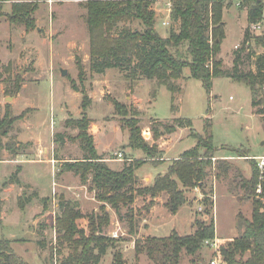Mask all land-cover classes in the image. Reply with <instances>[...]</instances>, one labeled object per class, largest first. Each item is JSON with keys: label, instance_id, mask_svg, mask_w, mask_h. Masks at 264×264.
<instances>
[{"label": "rangeland", "instance_id": "1", "mask_svg": "<svg viewBox=\"0 0 264 264\" xmlns=\"http://www.w3.org/2000/svg\"><path fill=\"white\" fill-rule=\"evenodd\" d=\"M84 1L37 0L33 13L35 27L29 30L8 20L10 1L0 3V115L7 103L11 115L23 113L2 137L3 142H21L23 146L18 155L6 149L0 155V239L10 240L16 254L29 264H59L70 249L66 243L59 244L55 230L60 198L76 203L84 214L99 211L102 202L89 188L90 176L82 183L78 174L60 169L62 161L84 156L79 140L74 138L77 128L66 124L67 119L81 116V90L90 97L86 110L89 132L108 166L119 170L130 160H146L136 171L140 174L137 185L150 183L154 175L151 180L144 178L145 175L164 172L173 158L197 141L188 127H178L175 134L161 132L155 139L152 120L172 124L174 118H186L195 132L204 134V119L210 118L214 152L212 163L206 168L204 187L213 201L216 237L225 242L239 235L237 214L249 219L253 208L252 197L242 181L251 176V159L258 162L259 157H264V115L253 107L249 86L243 81L218 76L213 78L207 93L201 81L191 77L189 68L184 67L182 77L176 81L180 91L172 93L165 86H158L156 80L143 76L131 78L128 70L118 67L107 68L103 73L93 72ZM166 1L153 0L151 5L155 27L164 37L171 27L178 30V23L167 16ZM229 2L230 6L223 11L225 37L218 57L222 59V67L230 70L234 51L241 48L240 69L255 70L257 58L264 53V43H257L253 37H264V14L260 26L258 23L256 28L250 27L252 37L248 47L249 43L243 42L246 7L242 0ZM161 12L166 16L165 24L164 17L159 16ZM240 18L245 21L243 28ZM141 27L136 19L122 21L114 32ZM62 68L66 69L65 75H61ZM17 75L22 79L21 88L9 94ZM74 83L78 90L73 88ZM112 99L136 109L144 138L158 147L154 157L126 146L129 132L121 127V116L116 114ZM158 123L154 124L162 131ZM170 138L171 147L165 152L166 139ZM123 144H126L124 148ZM233 148H241L245 155H238ZM185 195L186 203L174 214L164 206L165 196L153 200L148 195L136 196L130 206L135 224L132 232L127 208L122 207L120 217L105 204L110 219L103 233L113 237L112 232L117 231L118 236L113 237L116 239L113 246H109L99 264H118L116 254L121 255L120 264H157L145 253L136 257V240L166 236L172 231L190 234L195 229L196 218L208 219L200 187L186 189ZM20 197L23 208L18 202ZM87 223L86 217L77 220L86 232ZM213 252L212 246L204 245L198 259L183 250L180 262L211 264L215 259Z\"/></svg>", "mask_w": 264, "mask_h": 264}, {"label": "trees", "instance_id": "2", "mask_svg": "<svg viewBox=\"0 0 264 264\" xmlns=\"http://www.w3.org/2000/svg\"><path fill=\"white\" fill-rule=\"evenodd\" d=\"M11 2V10L7 18L12 23H21L27 30L35 27L34 11L37 0H0ZM153 0H85V23L89 36L90 69L103 73L107 68L118 67L128 70V76H143L156 80L158 86H165L172 93L180 91L177 80L182 77L183 68H189L190 76L201 81L203 88L210 92L212 80L218 76L230 77L245 82L250 89L253 107L264 115V53L256 60L255 70L242 71L240 61L242 49L234 51L233 65L230 70L222 67V59L218 57L221 43L225 37L223 11L230 6L229 0H172L169 17L178 23V30L172 27L167 36H161L155 27V11ZM246 7L247 25L243 33V42L252 37L250 27L262 22L264 14L263 0H242ZM138 20L141 29L123 28L115 33L117 24L122 21ZM259 44L264 43L263 36H254ZM80 77L83 75L81 70ZM22 79L16 76L15 85L9 94L18 92ZM73 88L78 90L76 84ZM81 116L69 118L66 124L77 128V135L84 156L74 161H62L61 171H73L78 174L82 183L89 176V188L94 191L95 198L102 202L98 212L84 214L76 203L59 200V213L55 217V230L59 244L66 243L70 248L59 264H99L101 257L116 239L105 235L103 227L109 223L107 204L121 217L122 207L127 208L126 217L130 231L134 229L131 204L136 196L148 195L151 200L157 196H165L164 206L171 213H176L186 203L185 190L200 187L206 204L204 213L208 219L196 218L192 233L182 235L172 231L166 236H148L143 241H135V255L145 253L157 264H181V252L201 259L199 251L206 240L217 239V249L213 256L218 264H264V167L262 171L258 162L251 163V176L242 181L247 194L252 197V213L248 219L237 214L239 235L226 239L216 237L213 201L205 192L206 168L211 165L214 145L211 119H204V134L195 132L191 121L186 118H174L172 124L158 123L152 120L154 138L163 133L174 132L178 127H188L196 138V144L173 158L164 173H157L147 185H137V169L145 159L130 160L119 170L112 169L97 151L93 135L89 132L90 118L87 108L90 97L81 90ZM116 114L121 116L123 129L129 132L126 146L143 151L147 157H154L157 152L156 143H148L143 136L137 111L126 104L112 99ZM23 113L10 114L8 103L3 115H0V155L6 149L18 155L23 144L21 142H3L12 124L21 118ZM154 123L162 126L160 131ZM57 136L62 139L61 134ZM203 149V150H202ZM202 150V151H201ZM238 155H245L241 148L232 149ZM1 160V157H0ZM127 162V161H126ZM260 185V192L256 189ZM24 207L21 197L18 199ZM86 217L87 232L77 224V220ZM11 241L0 239V264H29L13 250ZM246 256V257H245ZM116 263H121V255L116 254Z\"/></svg>", "mask_w": 264, "mask_h": 264}, {"label": "built area", "instance_id": "3", "mask_svg": "<svg viewBox=\"0 0 264 264\" xmlns=\"http://www.w3.org/2000/svg\"><path fill=\"white\" fill-rule=\"evenodd\" d=\"M171 2H172V0H167V1L165 2L167 16H169L170 11H171V5H172ZM164 18H165V17H164ZM162 23H163V24L167 23V20L164 19ZM251 27L256 28V24L251 25ZM235 47H238V45H235ZM119 155H121V154L119 153ZM258 167H259V169H261V170H262L263 167H264V157H263V156L259 157ZM256 190H257V192H260V185H258V187H257ZM112 236H113V237H117V236H118L117 231L112 232ZM205 244H206L207 246H212L213 250H216V249H217V239H216V238H214V239H212V240H206V241H205ZM211 264H218L216 258L213 259V260L211 261Z\"/></svg>", "mask_w": 264, "mask_h": 264}, {"label": "crops", "instance_id": "4", "mask_svg": "<svg viewBox=\"0 0 264 264\" xmlns=\"http://www.w3.org/2000/svg\"><path fill=\"white\" fill-rule=\"evenodd\" d=\"M159 16L160 17H165L166 18V16L164 15V13L163 12H161V13H159ZM164 18V19H165ZM239 18V17H238ZM240 20L242 21V23H241V25H242V28L243 27H245V21L244 20H242V18H240ZM259 26H260V23H259ZM174 134L176 133V130L173 132ZM173 134V135H174ZM93 138H94V136H93ZM171 139L172 138H170V139H166L167 141H168V145H167V147H164V149L163 150H165V152H167L168 151V149L171 147ZM94 143H95V145H96V148H97V143H96V139L94 138ZM170 143V144H169ZM163 144V143H162ZM125 145L126 144H123V148L125 147ZM160 148H162V145L160 144ZM97 151H98V149H97ZM99 152V151H98ZM105 152V151H104ZM100 154H102L103 155V153H101V152H99ZM104 156V155H103ZM165 172V171H164ZM164 172H158V173H164ZM137 175H140L138 172L136 173ZM157 173H152V172H150L149 173V177H147L148 176V174L147 175H145L144 176V178H147V179H149V180H151L152 179V177H153V175L155 176ZM154 199H156V198H154Z\"/></svg>", "mask_w": 264, "mask_h": 264}, {"label": "water", "instance_id": "5", "mask_svg": "<svg viewBox=\"0 0 264 264\" xmlns=\"http://www.w3.org/2000/svg\"><path fill=\"white\" fill-rule=\"evenodd\" d=\"M66 74V69H61V75H65Z\"/></svg>", "mask_w": 264, "mask_h": 264}]
</instances>
